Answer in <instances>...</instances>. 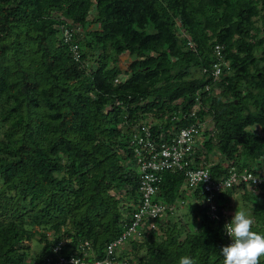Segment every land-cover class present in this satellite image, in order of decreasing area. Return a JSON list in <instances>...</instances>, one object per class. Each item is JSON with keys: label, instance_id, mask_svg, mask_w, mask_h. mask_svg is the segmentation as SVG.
Returning a JSON list of instances; mask_svg holds the SVG:
<instances>
[{"label": "trees", "instance_id": "1", "mask_svg": "<svg viewBox=\"0 0 264 264\" xmlns=\"http://www.w3.org/2000/svg\"><path fill=\"white\" fill-rule=\"evenodd\" d=\"M193 123L191 167L264 169V0H0V264L104 258L142 204L135 132L166 141ZM200 190L162 171L152 200L167 209L143 215L113 264H223ZM235 198L264 234V185L221 191L218 213Z\"/></svg>", "mask_w": 264, "mask_h": 264}, {"label": "built area", "instance_id": "2", "mask_svg": "<svg viewBox=\"0 0 264 264\" xmlns=\"http://www.w3.org/2000/svg\"><path fill=\"white\" fill-rule=\"evenodd\" d=\"M64 42H69L72 39V34L65 30L63 34ZM74 54V58H79L78 47L76 44L70 45ZM220 46H215V52L220 55ZM215 74H219L220 66L214 64ZM200 125L198 123L190 124L189 126L181 127L176 134L166 141H158L152 137L149 125L140 126L134 134L133 142L137 143L135 151L139 155L137 158V166L139 173V190L141 192L142 204L137 213H134V219L131 225L115 240L110 241L106 246L105 257L102 259H94L91 262H85L80 256H65L56 254V259L46 262L45 264H113L115 262L114 253L117 248L123 244L127 236L137 230V227L143 217L148 215L150 218H155L160 213H164L167 206L160 202H153L160 181L162 171H181L185 177V187L188 191H193L196 187H200L203 202L209 208V215L216 221L223 223V235L227 239V244L230 243L225 231V224L230 221L227 214L220 215L218 213V204L216 202L218 194L235 185H244L246 188L259 191V187L264 185V169L254 173L251 170H237L231 167L225 177L214 179L207 167L190 166V155L193 153V147L197 144V136ZM207 175L206 178H203ZM169 210L174 209V205L168 207ZM80 248L84 256L92 254L89 242L84 241ZM54 252L58 251L55 247Z\"/></svg>", "mask_w": 264, "mask_h": 264}, {"label": "clouds", "instance_id": "3", "mask_svg": "<svg viewBox=\"0 0 264 264\" xmlns=\"http://www.w3.org/2000/svg\"><path fill=\"white\" fill-rule=\"evenodd\" d=\"M254 223L248 211L236 208L224 226L231 242L220 249L223 264H260L261 257H264V234L252 230ZM179 264H196V260L184 255L179 258Z\"/></svg>", "mask_w": 264, "mask_h": 264}, {"label": "rangeland", "instance_id": "4", "mask_svg": "<svg viewBox=\"0 0 264 264\" xmlns=\"http://www.w3.org/2000/svg\"><path fill=\"white\" fill-rule=\"evenodd\" d=\"M123 68H124V67H123ZM218 158H219V155H215L214 157H212L213 160H218ZM188 193H190V191H188ZM191 201H192V199L189 200V202H191ZM233 204H234L235 207H238L237 209H243V210H245V211H248L247 208H245L243 205H241L240 200H239L238 198H235V199H234ZM190 206H191V205H190ZM190 206H188V205L184 206V204H181L180 206H178V207L174 210V212H173V216H177V217H178V216H181L182 214H185L186 211H189V209L191 208ZM228 213H229L230 215H233V214H234V210H231V211H229ZM228 213H227V214H228ZM186 217H187V220H189V221L192 220V218H191L190 215H189V216H186ZM32 248H33V250H38L40 247H39V245H38L35 241H33V242H32Z\"/></svg>", "mask_w": 264, "mask_h": 264}]
</instances>
